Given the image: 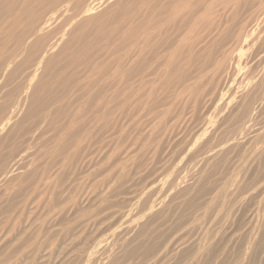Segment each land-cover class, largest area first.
<instances>
[{
  "label": "rangeland",
  "instance_id": "1",
  "mask_svg": "<svg viewBox=\"0 0 264 264\" xmlns=\"http://www.w3.org/2000/svg\"><path fill=\"white\" fill-rule=\"evenodd\" d=\"M0 264H264V0H0Z\"/></svg>",
  "mask_w": 264,
  "mask_h": 264
}]
</instances>
